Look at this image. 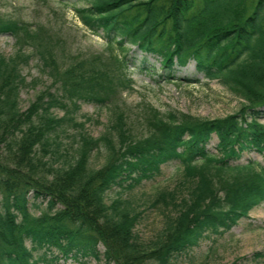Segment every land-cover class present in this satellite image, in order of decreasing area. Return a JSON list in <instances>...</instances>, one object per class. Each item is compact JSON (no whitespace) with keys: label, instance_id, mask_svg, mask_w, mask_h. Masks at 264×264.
<instances>
[{"label":"trees","instance_id":"trees-1","mask_svg":"<svg viewBox=\"0 0 264 264\" xmlns=\"http://www.w3.org/2000/svg\"><path fill=\"white\" fill-rule=\"evenodd\" d=\"M77 1L76 16L105 40L108 57L66 61L56 50L60 39L43 25L0 17V34L14 36L19 49L0 54V264H53L60 257L181 264L203 239L228 232L264 201V166L237 162L246 149L264 156V0ZM126 44L160 58L158 76L166 79L193 61L197 74L240 99L239 109L205 118L146 103L138 136L114 105L105 131L91 136L75 116L81 103L110 106L133 90ZM31 58L55 91L21 110V68ZM68 126L81 130L69 135ZM214 136L215 153L208 148ZM99 147L106 157L95 168L90 157ZM171 161L182 177L150 199L149 206L167 210L155 238L145 241L135 229L141 211L122 194Z\"/></svg>","mask_w":264,"mask_h":264},{"label":"rangeland","instance_id":"rangeland-1","mask_svg":"<svg viewBox=\"0 0 264 264\" xmlns=\"http://www.w3.org/2000/svg\"><path fill=\"white\" fill-rule=\"evenodd\" d=\"M77 0H0V17L26 21L30 24H40L45 27V33L59 38L56 50L66 61L80 58L108 57L109 49L103 38L92 34L73 10L74 5H80ZM129 76L133 79V90L118 95V99L110 106H99L92 103H81L75 114L78 122L84 123V130L93 137L101 135L112 119V106L117 105L125 115V121L136 135L145 131L143 127V105L150 103L162 112L176 110L190 113L198 117L217 118L236 112L240 107V99L231 94L217 80H208L196 73L194 63L188 62L184 67H176L174 79H166L158 74L162 72L160 58L139 50L136 46L126 45ZM14 36L9 33L0 34V54L11 57L18 52ZM25 51L28 49L25 47ZM115 52L122 54L121 52ZM38 59L31 58L23 65L21 73L26 79V85L19 92V106L26 110L36 97L43 91L54 92L52 80L39 69ZM59 63H66L63 59ZM188 78L198 79L187 83ZM37 79L36 84H32ZM54 114L60 116L63 111L54 109ZM264 123V115L260 118ZM80 128L68 126L69 135L78 134ZM78 137V135H77ZM65 141H71L66 138ZM214 136L208 148L216 152ZM106 151L99 147L91 153L90 162L99 168L105 161ZM253 160L264 166V156L255 149L242 152L238 163ZM162 172L152 180L143 181L130 191H125L122 197L132 202V206L141 211V216L135 227L139 236L149 241L155 238L163 226L166 208L157 205L149 206L152 196L161 191L178 186L181 180L180 164L176 161L162 165ZM114 196V193H109ZM110 202V199H107ZM164 211V213H163ZM174 213L170 214L173 215ZM100 251L103 247L100 245ZM261 252L262 255H255ZM264 264V201L251 208L248 215L242 217L228 232L222 235H211L203 239L191 256L180 259L181 264ZM75 260L60 257L53 264H104V260L93 258ZM39 264H46L40 262Z\"/></svg>","mask_w":264,"mask_h":264}]
</instances>
